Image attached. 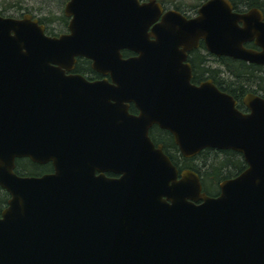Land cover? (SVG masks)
<instances>
[{"label": "water", "instance_id": "95a60500", "mask_svg": "<svg viewBox=\"0 0 264 264\" xmlns=\"http://www.w3.org/2000/svg\"><path fill=\"white\" fill-rule=\"evenodd\" d=\"M161 12L72 0L70 31L58 36L31 14L0 16V186L10 195L0 264H264V100L247 97L244 114L214 85H191L185 63L203 39L218 55L264 64V23L227 0L190 21L167 14L156 24ZM254 39L261 52L243 46ZM79 57L112 83L67 76ZM155 124L185 158L232 150L248 167L209 196L156 147ZM22 158L53 172L20 176Z\"/></svg>", "mask_w": 264, "mask_h": 264}, {"label": "flooded vegetation", "instance_id": "af4514ba", "mask_svg": "<svg viewBox=\"0 0 264 264\" xmlns=\"http://www.w3.org/2000/svg\"><path fill=\"white\" fill-rule=\"evenodd\" d=\"M71 1L72 0H63L61 7L62 14L60 19L51 18L48 19L46 23H41L40 18H38L37 16L33 15V18L38 19L40 21V24L45 25L46 30H49L51 28L58 29V27L61 26V28L64 31V33L62 34H67L70 31L72 17L66 15V9L67 6L71 3ZM138 1L141 5L156 3L161 7L162 12L158 21L156 22V24H159L163 22V19L167 14L179 15L180 17L184 18L186 21L195 19L199 16V11L202 8V6L213 0H138ZM227 1L231 4V11L233 14L245 15L250 13L264 23V8L262 6H252L249 0H227ZM260 2L264 3V0H261ZM17 8L18 7L16 4H14L13 7H11L10 3L7 4L0 3V16L4 18L20 19L25 14L17 16L10 12V9H17ZM238 25L240 27H244V24L242 22H239ZM243 46L247 49H252L258 52H261L263 50L257 44V39L251 41H245L243 43ZM121 53L123 55V58L125 59L137 55L136 53L130 51L129 49H123ZM79 58H81L83 61V69H81V71H77V63L79 61ZM79 58L77 59L75 69L73 71L66 72L67 76L79 75L83 77L88 83H96L103 80H107L110 83H112V79L109 76H105L95 71L92 68L91 60L82 57ZM185 63L189 64L191 68V78H190L191 85L195 87H201L203 84L206 83L214 85L220 93L231 96L236 101V108L244 114L251 113V109L245 103L247 97L254 95L264 100V64L249 63L245 60L237 59L232 56H227L224 54L218 55L208 49L203 39L199 41L198 47L186 51ZM128 113L132 116H138L140 114V111L135 105V103L133 102L128 103ZM149 135L153 143L156 145V147L161 145L163 147V151L165 152V154L170 158V156L166 152L165 143L172 142L173 144H175V139L172 133L155 124L150 128ZM23 159H29V158H23ZM17 160H16V164H17ZM48 164H51L53 168L52 163H48ZM178 170L179 173L185 170L194 171L193 169L188 167H185L183 169L178 168ZM52 172L53 169L50 172L40 173L39 176ZM96 174L99 175V172H97ZM105 176L110 179H117L120 177V175L115 174L113 172H105ZM201 183H202V178H201ZM3 195H4V189L0 186V199Z\"/></svg>", "mask_w": 264, "mask_h": 264}, {"label": "trees", "instance_id": "16d2710c", "mask_svg": "<svg viewBox=\"0 0 264 264\" xmlns=\"http://www.w3.org/2000/svg\"><path fill=\"white\" fill-rule=\"evenodd\" d=\"M261 0H249L252 6H262ZM6 9V8H5ZM41 23H46L48 18H40ZM48 35L58 36L56 32L46 30ZM83 69V61L79 58L77 71ZM166 152L172 162L179 168H191L196 171L202 178L203 191L210 196L219 194V185L222 181L238 176L246 168L247 164L243 156L232 150L206 149L194 158H184L180 154L179 148L172 142L165 143ZM209 154H214L216 158L209 159ZM51 164L39 165L33 163L30 159H18L16 164V173L20 176H39L40 173L52 171ZM10 195L4 190V195L0 199V216L2 211L7 207Z\"/></svg>", "mask_w": 264, "mask_h": 264}, {"label": "rangeland", "instance_id": "374dc122", "mask_svg": "<svg viewBox=\"0 0 264 264\" xmlns=\"http://www.w3.org/2000/svg\"><path fill=\"white\" fill-rule=\"evenodd\" d=\"M62 2L63 0H0V3H10L11 7L14 4L17 5V9H10V12L19 16L31 13L38 18H54L60 19L62 14ZM58 35L64 33L63 29L58 27V29L51 28ZM216 158L214 154H209L208 158L213 160Z\"/></svg>", "mask_w": 264, "mask_h": 264}]
</instances>
